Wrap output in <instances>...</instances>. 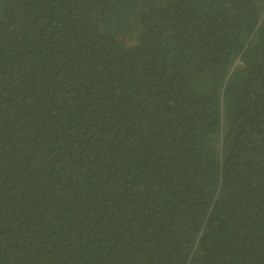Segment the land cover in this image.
<instances>
[{"label": "trees", "instance_id": "16d2710c", "mask_svg": "<svg viewBox=\"0 0 264 264\" xmlns=\"http://www.w3.org/2000/svg\"><path fill=\"white\" fill-rule=\"evenodd\" d=\"M0 264H264V0H0Z\"/></svg>", "mask_w": 264, "mask_h": 264}]
</instances>
